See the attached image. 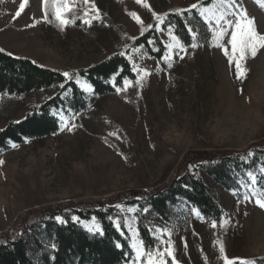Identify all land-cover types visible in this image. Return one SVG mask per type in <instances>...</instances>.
Returning <instances> with one entry per match:
<instances>
[{
    "label": "rangeland",
    "instance_id": "1",
    "mask_svg": "<svg viewBox=\"0 0 264 264\" xmlns=\"http://www.w3.org/2000/svg\"><path fill=\"white\" fill-rule=\"evenodd\" d=\"M206 1L69 0L74 7L67 15L74 22L62 26L57 20L51 25L44 19L43 0H27L18 17L23 0H0V49L57 71H79L125 52L153 23L158 24L153 13L165 20L169 13ZM238 1L240 6L233 5L231 10L246 13L257 32L264 34V3ZM219 2L204 6L211 8ZM223 7L227 10L229 5ZM197 12L188 19V27L197 33V48L187 55L174 50L171 64L164 60V69L144 49L132 50L128 58L133 68L146 69L150 75L140 85L130 83L108 97L95 96L92 87L79 78V87L89 97L88 109L59 112L72 117L73 130L65 128L54 137L29 141L0 155V234H8L28 212L66 203L108 202L128 192L150 193L176 177L189 152H243L264 140V49L254 57L246 54L240 61L246 74L238 79L235 64L229 62L233 55L227 43L230 36L222 41L229 49L226 55L211 37L214 22ZM162 25L158 33L167 54L171 36ZM52 94L0 98V130L10 121L23 120L31 106ZM201 175L230 223L213 228V221L201 214L197 217L194 208L180 200L171 207L170 222L154 214L150 217L155 248L166 246L157 239L165 230L166 242L171 233L170 250L178 264H225L224 255L264 258V208L254 198L242 202L239 190L227 191ZM246 184L240 181L244 192L249 191ZM122 212L132 242L141 240L137 208L123 207ZM78 223L85 231L100 228L95 221ZM30 250L33 256L37 254L32 244ZM165 259L171 264L170 258Z\"/></svg>",
    "mask_w": 264,
    "mask_h": 264
},
{
    "label": "trees",
    "instance_id": "2",
    "mask_svg": "<svg viewBox=\"0 0 264 264\" xmlns=\"http://www.w3.org/2000/svg\"><path fill=\"white\" fill-rule=\"evenodd\" d=\"M213 0L204 2L209 5ZM264 3V0H260ZM236 6L240 2L236 0ZM48 10V23L55 24L51 15V3H43V12ZM191 13L185 14L187 22ZM176 35L181 43L188 47L191 35L185 16L169 13L162 25L165 32ZM151 43H154L155 48ZM144 49L164 69L163 57L166 47L158 33V24L153 23L142 36L133 40L125 52L116 53L102 62L87 69L69 72L72 80H67L62 71L41 66L30 59L0 52V98L13 96L19 100L27 96L43 95L52 92L39 105L30 107L21 121H10L0 130V155L13 147L25 145L29 141L44 140L56 136L61 130L57 115L62 110L82 113L88 109V95L79 87L77 80L83 79L98 97L116 94L117 89H124L123 81L127 79L136 83L137 75L128 58L132 50ZM192 49L188 47V50ZM65 88L61 89L60 85ZM248 153H253L249 156ZM201 172L217 186L227 191L241 190L240 181L250 183L249 173L257 177L258 187L264 188V140L251 145L243 152H189L176 177L150 193L119 194L103 203L87 201L84 203H66L55 209H41L28 212L20 218L8 234H0V264H131L133 252L131 236L125 225L122 208H137V230L140 239L148 249H155L156 239L150 231V217L154 214L165 222L171 220V207L180 200H185L201 215L220 223L225 217L215 192L204 181ZM142 197V199H139ZM147 207L148 212L143 208ZM60 216L67 223L60 224L54 219ZM78 221H95L103 235L92 234L82 229ZM38 232L40 236H36ZM55 243L56 248L51 245ZM37 251L32 255L30 245ZM117 244L122 247H116ZM264 258L255 260L257 264Z\"/></svg>",
    "mask_w": 264,
    "mask_h": 264
},
{
    "label": "snow or ice",
    "instance_id": "3",
    "mask_svg": "<svg viewBox=\"0 0 264 264\" xmlns=\"http://www.w3.org/2000/svg\"><path fill=\"white\" fill-rule=\"evenodd\" d=\"M85 3H88V0H84ZM138 3L142 2V0H137ZM236 0H220L219 4L213 5V7L209 8L204 6L202 3H193L191 6L187 9H178L176 10L177 15L185 16V22H187V17L185 14L187 13H194V10H198L196 14H198L200 17L206 18L210 22H214L215 28L214 31L210 30V34L213 40L216 41L217 47H224V52L227 55L229 49L224 46L222 41L225 37L230 36V40L227 41V43L230 44L232 56L229 57V62L235 64L236 69V76L238 79H242L245 76V70L242 68L240 61L244 60L247 53H250L253 57L257 54V51L259 49H264V34H260L257 32L254 21L247 17L246 13H241L238 11H232L233 5H235ZM27 3V0H23V2L20 5V11L16 13V16L18 17L20 15V12L23 11L25 4ZM43 3L45 5H48L51 3V15L57 20L62 26H67L70 22H74L73 19L68 17V13L72 10V7L69 5V0H43ZM227 3L229 5L228 9L226 10L223 5ZM150 7V6H148ZM97 13L96 18L99 19L98 12L99 10H95ZM48 10L45 8L44 12V19H48ZM87 15V13H85ZM134 18L139 20V17H137L134 13L132 14ZM153 15L156 17V20L159 24H163L164 20L158 15L153 13ZM167 15V14H165ZM229 16L232 18L230 19ZM85 24H91L90 20H84ZM34 26V25H33ZM171 25H168L169 28V35L171 36V43L167 45L168 53L163 57V59L168 63L171 64L173 59V52L177 53H183L184 55H187L188 53V47H191L192 49L197 48L199 45L196 42L197 41V33L193 30L191 26L188 27V32L191 35V42L188 47H185L180 39L172 34L171 32ZM3 49H0V52H2ZM11 55V53H9ZM238 56L239 59H235V57ZM180 58H183V55L180 56ZM134 70L138 71V78L136 80L137 85H140V81L144 78L148 77L150 75V72L146 69H138L134 66ZM62 75L67 80L73 79V74L69 72H64ZM77 83H80V81H77ZM131 82L125 79L123 81L124 88L126 89L127 86ZM61 89L65 88L64 84L60 85ZM121 89L118 88L117 91H120ZM54 115L59 116V121L61 124V130L63 131L65 128H67L69 131L73 130L76 125L69 123L70 119L72 117H65L62 113H56ZM12 147H17L16 144H12ZM249 156H252L253 153H248ZM3 161H0V164H2ZM250 176V183L246 184L245 187L249 189L248 192H245L242 197V202H252L254 198V202L256 205H258L261 208H264V188L258 187L259 181L256 176L249 173ZM139 199H142V197H139ZM144 212H148V208H143ZM192 211L197 215V217L200 216V211L197 209H192ZM55 221L60 224L67 223L66 220H64L60 216L54 217ZM73 220H79L78 217H73ZM230 223L229 219H221L220 226L224 227L227 224ZM212 227L216 228L217 223L216 221L212 222ZM88 231L92 234H99L103 235L102 229L92 226L88 229ZM165 230H161V233L157 239L161 244H165L166 246L163 248L157 247L155 249H148L144 245L142 240H134L131 244V249L133 252V258L131 260V264H168V261L165 259V257H168L171 259V264H178L176 261V258L174 256L173 251L170 250V236L171 233L168 232L167 235L169 237V240L166 242L164 240ZM53 249L56 248V244L53 243L51 245ZM116 247H122V245L117 244ZM219 251L223 254L224 253V247L223 245H220ZM223 259L225 261V264H257L255 260L250 259H244V258H235L230 259L226 255L223 256ZM260 264H264V260L260 262Z\"/></svg>",
    "mask_w": 264,
    "mask_h": 264
}]
</instances>
